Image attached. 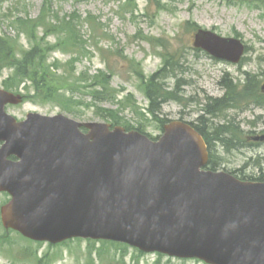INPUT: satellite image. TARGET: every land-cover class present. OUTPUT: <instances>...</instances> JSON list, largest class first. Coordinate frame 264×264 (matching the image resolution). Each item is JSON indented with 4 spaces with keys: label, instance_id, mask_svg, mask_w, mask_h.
<instances>
[{
    "label": "water",
    "instance_id": "obj_1",
    "mask_svg": "<svg viewBox=\"0 0 264 264\" xmlns=\"http://www.w3.org/2000/svg\"><path fill=\"white\" fill-rule=\"evenodd\" d=\"M194 40L233 64L246 50L209 30ZM22 100L0 89V193L11 196L0 210L5 229L52 244L103 239L207 264H264V183L206 170L208 147L192 126L171 122L152 141L64 115L18 122L6 106Z\"/></svg>",
    "mask_w": 264,
    "mask_h": 264
},
{
    "label": "rangeland",
    "instance_id": "obj_2",
    "mask_svg": "<svg viewBox=\"0 0 264 264\" xmlns=\"http://www.w3.org/2000/svg\"><path fill=\"white\" fill-rule=\"evenodd\" d=\"M45 13L47 21L56 22L58 31L63 20L74 19L71 36L80 48L71 54L55 49L48 61L59 67L57 72L74 85L73 90H61L63 97L59 102L33 99L9 105L10 115L22 121L29 113L62 114L78 122L102 123L105 121L101 114L111 109L125 125L140 128L152 138L162 134V123L168 121L198 124L197 119L205 117L202 124L207 126L202 128L208 135L215 132L216 126L235 122L242 130L243 143L239 144L244 146L227 152L212 139L213 154L220 163L217 168L241 171L245 177L264 175V143H245L247 132H254L249 136L264 135V111L253 108L243 98L233 110H223L217 116L205 114L211 101L225 95L224 80L238 85H244L250 77L256 83L264 80V0H2L0 37L18 39L22 49H31L34 43L16 20H36ZM197 29L239 37L248 48L244 60L233 65L196 51L193 43ZM37 33L42 38L44 29ZM63 37L50 34L46 42L54 46ZM166 63L176 67L164 72ZM160 71L166 75L161 83L167 91H174L178 100L167 102L160 113L152 115L145 82ZM101 73L111 77L114 103H99L92 98L90 85ZM10 75V70L0 73L1 89L7 88ZM24 87L25 83L9 90L35 95L32 88ZM8 201V195H0V208ZM0 264L203 263L145 255L131 247L106 242L79 239L57 246L35 243L6 232L0 218Z\"/></svg>",
    "mask_w": 264,
    "mask_h": 264
},
{
    "label": "trees",
    "instance_id": "obj_3",
    "mask_svg": "<svg viewBox=\"0 0 264 264\" xmlns=\"http://www.w3.org/2000/svg\"><path fill=\"white\" fill-rule=\"evenodd\" d=\"M46 15L48 14L45 13L36 20H16L22 29L26 28L28 32L27 37L34 43L29 50L22 49V47L19 46L18 39H5L0 37V73L4 70L11 71V75L6 81V89L8 90L19 89L23 83H25L24 88L27 90L32 88L35 95H27V100L36 99L40 102H59L63 97L60 91L73 90L72 87L74 85H70L68 80L57 72L59 67H56V64L48 63L49 56L55 49L71 54V51L76 52L80 48V45L75 43L77 39L71 36V29H75V27L72 26V22H74L73 18L68 21L63 20L62 23H60L61 29L58 31L56 22L53 23L52 20L47 21V18L44 17ZM56 19L59 20L58 18ZM40 28L44 29L45 32L42 38L37 37V32ZM50 34H60L64 35V37L59 39L55 45L52 46L49 42H46V38ZM43 44H45V46H43ZM175 67L176 65H168V63H166L164 72H166L167 68L172 71ZM164 78H166V75L163 71H160L159 74L156 73L149 81L145 82L144 92L146 97L150 100V114L152 115L160 113L163 104L166 102L178 100V95L174 91H167L166 86L161 83ZM93 79V85H90V87L93 88V100L99 103H114L116 96L110 87L111 77L108 74L101 73ZM224 82L226 88L225 95L223 98L215 99L213 100L214 102L211 101V103L207 105L205 110L206 115L217 116V113L223 110H233L237 107L238 101H241L243 98H246L245 101L247 104L252 102L264 108V94L260 92L259 83H256L253 79L250 78L244 85L235 84L233 81L227 82L224 80ZM247 82H249L248 85ZM75 88H77V83L74 89ZM245 93H248V95H245ZM103 112L101 118L104 121L111 122L113 125H125L123 119L119 117L116 111L105 109ZM203 119H205V117L197 119L198 125L192 124L202 135L207 134L206 131L200 128V124L207 126L206 123L202 124ZM125 127L128 130L133 129V127L128 125H125ZM137 130L143 132L140 128H137ZM214 131V133H209L212 134L210 135L212 138H207L204 135L206 141L210 143L209 146L211 149H213L214 146L211 145L212 139L219 141L227 152L234 149H241L244 146L239 144L243 143L242 130L235 122H230L223 126H216ZM215 159L216 157L212 152L211 161L209 163V168L212 170H216L220 164L218 160ZM232 173L236 174V172ZM242 179L245 180L243 176ZM252 180L264 181L263 178Z\"/></svg>",
    "mask_w": 264,
    "mask_h": 264
},
{
    "label": "bare ground",
    "instance_id": "obj_4",
    "mask_svg": "<svg viewBox=\"0 0 264 264\" xmlns=\"http://www.w3.org/2000/svg\"><path fill=\"white\" fill-rule=\"evenodd\" d=\"M182 97V96H181Z\"/></svg>",
    "mask_w": 264,
    "mask_h": 264
}]
</instances>
